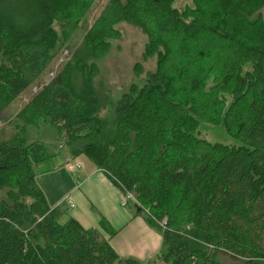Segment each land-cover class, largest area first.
Returning a JSON list of instances; mask_svg holds the SVG:
<instances>
[{
    "label": "trees",
    "instance_id": "16d2710c",
    "mask_svg": "<svg viewBox=\"0 0 264 264\" xmlns=\"http://www.w3.org/2000/svg\"><path fill=\"white\" fill-rule=\"evenodd\" d=\"M190 1L193 8L179 11L174 0H114L117 14L99 27L101 33L112 31L116 23L128 21L150 37L177 35L174 53L187 54L199 36L227 37L223 17L214 24L201 19L205 5L221 6L225 17L250 27L260 23L250 18L264 6V0ZM87 6L84 0H0V115L51 65L56 43L52 23L68 22ZM99 38L93 31L87 39L99 43ZM248 51L259 55V64H252L253 72H246L243 81L234 76L241 96L233 95L222 123L238 146L212 145L192 135L197 124L191 105L202 92L201 80L207 79L196 72L172 88V78L161 68L145 87L132 86L116 104L110 133L95 118L100 107L90 103L92 95L104 108L107 99H98L90 87L76 96L62 74L16 119L23 127L39 120L59 127L74 156H85L151 215L166 216L164 251L157 260L219 264L214 254L222 252L241 264H264V43ZM208 101L214 107L224 104L215 96ZM234 109L241 110L237 117ZM234 121L236 126L229 124ZM45 156L41 143L27 145L19 136L0 142V191H5L0 264H140L120 258L73 220L56 221L33 180V167ZM167 199L174 202L172 208L164 203Z\"/></svg>",
    "mask_w": 264,
    "mask_h": 264
},
{
    "label": "rangeland",
    "instance_id": "374dc122",
    "mask_svg": "<svg viewBox=\"0 0 264 264\" xmlns=\"http://www.w3.org/2000/svg\"><path fill=\"white\" fill-rule=\"evenodd\" d=\"M118 1L124 4L127 0ZM84 2L88 3V6L83 13H76L68 22L52 23L51 28L56 35V43L50 52L51 65L0 115V142H11L14 137L19 136L27 145L43 144L46 154L50 156L33 170L36 185H42L47 191L53 192V183L56 187L61 184L57 178H62V173L71 176L65 169L68 162L64 163L65 157L70 156L68 149L65 146L63 149L58 148V137L63 138L65 133L61 132L59 127L48 125L42 120H39L35 126L23 127L16 119V115L22 113L25 108L28 109V105L37 93L59 74L69 80L72 93L76 96H80L83 90L90 87L98 99L99 97L107 99L106 106L101 108V100L93 99L92 95V100L89 97L90 103H96L100 107L95 118L104 122L105 132L110 133L114 130L116 104L132 86L137 90L145 87L154 73L161 68L160 72L165 77L172 78V88L180 87V83L184 82L187 75L196 72L199 76H206L207 79L201 80L204 82V87L195 104L191 105L196 111L193 117L197 124L192 135L212 145L221 144L228 147L239 145L225 134L222 127L223 115L234 101L233 95L237 98L241 96L239 90L236 93L239 82L236 83L234 76H238V79L243 81L246 72H253L252 64H259V55H250L248 47L264 43V27H262L264 6L258 13L254 12L250 18V21L259 18L260 23L250 27L244 23H234L229 17H225L223 14L225 8L221 6L205 5L201 19L206 23L214 24L218 17H223L228 24L227 37L199 36L195 46L190 47L189 53L179 54L174 53L178 45L177 35L167 33L150 37L137 24L128 21L118 22L112 31L103 30L101 33L100 27L105 25V20L117 14L114 0H84ZM250 2L251 8L253 4ZM186 7L193 8L190 0L173 2V8L179 11ZM146 25L151 32L154 31L152 23L147 21ZM93 31L99 33V43L97 39L95 41L87 39ZM177 79H180L178 84L175 83ZM214 96L224 104L212 106L208 98ZM245 101L246 99H243V104ZM233 112L237 117L241 110L239 112L238 109H234ZM235 123L234 121L229 124L236 126ZM234 129L236 127L232 128ZM80 159L86 160L83 155ZM49 166L52 169L47 174ZM76 176L77 173L72 175V178ZM0 199H5V191H0ZM164 203L169 208L174 204L169 199ZM143 216L146 218L144 213ZM153 216L157 218L156 215ZM214 258L219 264H241L231 255L222 252L215 253ZM152 264L164 263L156 260Z\"/></svg>",
    "mask_w": 264,
    "mask_h": 264
},
{
    "label": "crops",
    "instance_id": "0c3cea01",
    "mask_svg": "<svg viewBox=\"0 0 264 264\" xmlns=\"http://www.w3.org/2000/svg\"><path fill=\"white\" fill-rule=\"evenodd\" d=\"M58 139V148L65 146L68 149L70 156L65 157L64 163L68 162L65 169L71 176L62 173V178H57L61 184L56 187L53 183V192L36 185L35 175L33 179L48 209L54 212L56 221L64 224L73 220L84 231L107 243L120 258L133 259L140 264L155 262L164 251L162 234L141 213V209L145 208L137 206V209L132 200L125 199L121 189L109 176L85 156L86 160L83 161L81 155L74 156L65 140L61 137ZM49 157L46 154L42 162ZM71 162L75 163V167L69 171L67 166ZM50 169L49 166L47 174ZM75 173L76 178H72Z\"/></svg>",
    "mask_w": 264,
    "mask_h": 264
},
{
    "label": "built area",
    "instance_id": "2783aa9c",
    "mask_svg": "<svg viewBox=\"0 0 264 264\" xmlns=\"http://www.w3.org/2000/svg\"><path fill=\"white\" fill-rule=\"evenodd\" d=\"M74 167H75L74 165H68L67 166V169L69 171H72L74 169ZM124 197H125L126 200H132L135 203L136 207L139 206L138 202L133 198L132 195L126 194ZM141 211L146 215V218L149 221H151L152 223H154L158 227V229H159V231L161 233L163 231H166L167 230V227H166L167 226L166 225L167 217L166 216H162L160 218H156V217H154L153 215L150 214V212H149L148 209H141Z\"/></svg>",
    "mask_w": 264,
    "mask_h": 264
},
{
    "label": "bare ground",
    "instance_id": "6f19581e",
    "mask_svg": "<svg viewBox=\"0 0 264 264\" xmlns=\"http://www.w3.org/2000/svg\"><path fill=\"white\" fill-rule=\"evenodd\" d=\"M126 194H130V193H127V192H123V195L125 196ZM130 195H132V194H130ZM133 196V195H132ZM134 198V197H133Z\"/></svg>",
    "mask_w": 264,
    "mask_h": 264
}]
</instances>
